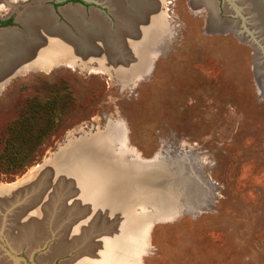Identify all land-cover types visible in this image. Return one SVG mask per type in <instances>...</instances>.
<instances>
[{"label":"rangeland","instance_id":"obj_1","mask_svg":"<svg viewBox=\"0 0 264 264\" xmlns=\"http://www.w3.org/2000/svg\"><path fill=\"white\" fill-rule=\"evenodd\" d=\"M6 1L0 2V30L25 32L20 14L44 4L73 35L66 6H80L87 21L93 9L117 32V18L103 0ZM157 1L165 28L145 44L146 70L122 71L94 48L87 58L77 52L74 61L22 68L0 90V155L5 142L20 139L22 120L47 117L29 161L19 166L0 158V185L21 182L68 142L66 148L92 156L103 147L110 166L123 163L116 176L110 169L115 182H94L105 191L96 206L84 198L82 176L49 182L35 208L20 207L26 203L19 205L13 193L0 196V264H66L91 254L100 240L101 253L122 244L104 264H264V35L249 34L256 28L237 0H214V12L219 21L246 28V36L211 26L206 4ZM101 132L118 134L117 143L90 141ZM152 160L158 166L152 168ZM103 194L111 204L102 202ZM159 195L172 199L171 213L159 209ZM106 204L122 211L109 213L114 223Z\"/></svg>","mask_w":264,"mask_h":264},{"label":"bare ground","instance_id":"obj_2","mask_svg":"<svg viewBox=\"0 0 264 264\" xmlns=\"http://www.w3.org/2000/svg\"><path fill=\"white\" fill-rule=\"evenodd\" d=\"M2 1L3 0H0V2ZM194 1L197 5H208V8L210 10L211 26L233 28L236 29L239 34L246 36V28H241L240 24H236V21H219L216 14L217 12H214L217 11L214 9V5L216 4H214V0ZM237 1L238 4H240V7L238 8H241V13L244 16L248 17V25L252 27V29L256 28V31L254 32H256L257 34H255L253 31H250L249 34L252 37L256 36V38L257 35L261 34V32L264 35V0ZM245 1L247 3H245ZM108 2H110L113 14L118 21L117 32H112L113 29H110V23L108 22V20L97 12L92 13L91 19L87 21L86 18H84V15L81 14L80 11H78L81 10V8H65L64 12L72 20L77 29L78 34L73 35L65 27L58 25L59 23L56 22L51 9L48 6L41 5L38 7L32 6L26 8L20 14V17L18 19L23 23V25L26 26L25 32L9 28L0 30V90L3 88L4 84L9 80L10 77L22 73L18 71L22 68H46L54 64L56 61L62 59H67V61H74L77 60V57H79L77 55L78 53H80L83 58H87V54H90L91 50L94 48L99 49L100 53L105 54L107 56V60H112L114 61L113 63L121 65L122 71L131 69V71L141 72L142 70H146L148 68V62H146L144 59V53H147L149 51V47L145 46V44L156 40V37H158L160 33L164 32L165 28V19L163 18L162 12L157 9V0H109ZM249 26L247 27V30L250 29ZM213 31L217 32L219 30L214 29ZM252 32L255 35H253ZM260 47H262V44ZM258 49L259 48L257 47V50ZM128 60L130 61L128 62ZM98 61L101 64L103 63V60L101 59H99ZM135 61L137 62L134 64ZM83 64L87 65L86 62H84ZM255 70L257 71L256 61ZM118 129H120V133L118 134H121V128L119 126ZM117 135L113 136L112 134H110L107 137L106 132H101L92 140H95L96 144L98 142L100 144H102L103 142L104 144V142L108 141V139H113V141L117 143V139L119 138ZM67 144L57 152L52 161H48L47 163L45 162V165H42V167H40L38 170H35L33 173L28 172V176L23 177L21 182L19 181L7 183L6 185H0V196L6 193H13L15 196H18L15 201H17L19 205L21 202L26 203L25 205L21 204L20 207L30 208L32 206L35 208L39 205L38 202H40L41 204L40 200L45 197L44 191L49 190V182H60L59 180H66V178L69 179V182H79L77 178L82 174L83 176L87 177L88 181H90L88 182L89 187L85 182H82V184L84 185V188L82 189L85 191L83 192V195H85L84 198H86L88 202L91 200L93 205L99 204L96 202L98 198H96V196L98 193H101L104 190L100 188L95 189L94 185L91 190L90 183L94 184V182H104L106 184L107 182H115L116 180L113 181V179L109 177V175H112L110 173V169L116 173V171L123 168L122 163L111 165V168V166L108 164L107 159L101 156L104 152V150L102 149L103 147H98L97 151L92 156L91 161H86L79 165V167L82 166L81 169L83 170L78 168L77 164L73 165L74 168H70L68 170V167L65 164L66 162L64 164H61L62 166H60L59 161L62 160V158L64 157L63 155H66V152H68V154H72L75 151H81V149L75 148L72 145H70L68 147L69 149H67ZM62 162L63 161H61V163ZM154 162V160L150 162L152 164V168L156 165L158 166L159 164L158 162ZM55 164H58V167ZM104 172L106 173V175L104 174ZM75 175L77 176V178ZM116 175L117 173L114 176ZM28 182L36 183L31 184V186L29 187ZM43 182H45L44 188L43 186L40 188V186L43 185ZM100 186L102 188L103 184H100ZM105 188V190H108V186H106ZM108 193L111 194L109 191ZM104 194L102 202H104L107 197ZM160 196L161 195H159V197ZM162 197L163 198L160 200L161 203H159L158 198L155 199V201L157 200V204L161 206L160 209L163 210V213L172 212V199L165 195H162ZM121 201H124L122 197ZM105 203L106 201L104 202V204ZM106 206L108 205L106 204ZM87 210H89V207ZM104 210L106 211L107 220H109V223H114V221H112L114 218L110 217L112 220L109 218V213L113 209H110L108 206V209L105 208ZM116 210L113 211L117 213L122 212ZM101 241L102 240H100L98 244L99 248H97L95 251H89L91 252L93 257H97L94 260L91 259L92 255L89 253L88 255H83L80 258H76L75 260L66 264H104V261L106 262L110 257L113 258V256H115L114 254L120 252V247L122 246V244L116 246L114 244H110L106 247V251L101 253L100 250L102 249V247H104L102 246L103 244H101ZM106 243L108 242L106 241Z\"/></svg>","mask_w":264,"mask_h":264},{"label":"trees","instance_id":"obj_3","mask_svg":"<svg viewBox=\"0 0 264 264\" xmlns=\"http://www.w3.org/2000/svg\"><path fill=\"white\" fill-rule=\"evenodd\" d=\"M46 107H42L41 111H45ZM43 113V112H42ZM35 114V113H34ZM28 117V116H27ZM25 118L20 122L21 130L23 133H20V139L16 141V138H10L5 142L3 154L0 155V158L7 160L10 165H22L23 161H29L30 159V150L33 148L32 145L41 140L40 134L44 131L43 127L46 125L47 117L39 118L35 115L30 114L29 118ZM39 118V122H35L34 119ZM34 129V130H33ZM26 144V151H22V146Z\"/></svg>","mask_w":264,"mask_h":264},{"label":"crops","instance_id":"obj_4","mask_svg":"<svg viewBox=\"0 0 264 264\" xmlns=\"http://www.w3.org/2000/svg\"><path fill=\"white\" fill-rule=\"evenodd\" d=\"M109 0H103V2L105 3L106 2V4L109 6V9L112 11V8H111V5H110V2H108ZM128 1H131V0H128ZM158 3H160V2H158L157 1V9H159L160 7V5L158 4ZM93 12H95L93 9L91 10V15H90V17H88V19H90L91 17H92V13ZM164 18V17H163ZM58 25H60V24H58ZM62 26V25H61ZM63 27V26H62ZM76 27V26H75ZM70 32V31H69ZM106 134H107V137H108V135H110L111 133H109V132H106ZM90 141H92V139H90ZM102 148V147H101ZM67 149H69V148H67ZM64 156V157H63ZM62 157V160H60L59 161V163L61 164V161H63V164L65 163L66 165H67V167H68V170L70 169V168H74V166L73 165H75V164H77V160L78 159H80L78 162L80 163V164H82L83 162H86V161H91V159H92V154H90V153H88V152H85V151H75V152H73L72 154H68V152H66V155H63ZM67 156V160H64V158ZM82 158H81V157ZM88 156L90 157L91 156V158L89 159V160H87V158H88ZM78 157V158H77ZM123 164V163H122ZM68 165H70V166H68ZM76 176V175H75ZM81 176L83 177V181L86 183V185H88V187H89V184H88V182H90V181H88V179H87V177L86 176H83L82 174H81ZM76 178H77V176H76ZM92 188H93V184L92 183H90V189L92 190ZM108 190H109V192L111 193V194H114L115 193V188L113 189V187H108ZM164 197V196H163ZM162 197V195L158 198V201H159V203H161V199L163 198ZM112 198V197H111ZM106 199L108 200V201H110V202H108V204H111L112 202H111V199H110V196L108 197H106ZM88 203H91V200L88 202ZM129 202H122V205H121V207H129L130 205H131V203L130 204H128ZM97 205H99V204H97ZM160 206V205H159ZM161 207H159V209H160ZM171 213V212H170Z\"/></svg>","mask_w":264,"mask_h":264},{"label":"flooded vegetation","instance_id":"obj_5","mask_svg":"<svg viewBox=\"0 0 264 264\" xmlns=\"http://www.w3.org/2000/svg\"><path fill=\"white\" fill-rule=\"evenodd\" d=\"M5 1V0H4ZM7 1H9V0H7ZM6 1V2H7ZM36 1V3H40L41 1L40 0H35ZM69 2H72V3H76V2H86V0H70ZM7 4H8V2H7ZM42 5H44V4H42ZM54 5H55V7L57 8L58 7V5L57 4H55L54 3ZM44 6H48V5H44ZM49 7V6H48ZM67 7H80V6H78V5H76V6H66L65 8H67ZM50 8V7H49ZM65 8H63L62 9V11H63V13H64V15L67 17V20H69L70 21V23L72 24V25H74V23L72 22V20L66 15V13L64 12V9ZM111 11V10H110ZM52 12V14H53V11H51ZM90 15H91V12H90ZM54 16V15H53ZM89 16V15H88ZM54 18H55V16H54ZM88 18V17H87ZM9 20V19H8ZM13 20H10V22H12ZM6 22V21H5ZM57 22V21H56ZM1 23H3L2 22V20H0V24ZM58 23V22H57ZM60 24V23H59ZM60 25H62L63 27H65L63 24H60ZM74 27H75V25H74ZM66 28V27H65ZM75 30L77 31V29H76V27H75ZM1 38V37H0Z\"/></svg>","mask_w":264,"mask_h":264}]
</instances>
